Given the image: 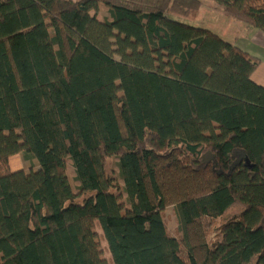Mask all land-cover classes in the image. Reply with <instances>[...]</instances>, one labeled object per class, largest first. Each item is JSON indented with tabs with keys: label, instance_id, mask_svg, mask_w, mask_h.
I'll return each mask as SVG.
<instances>
[{
	"label": "trees",
	"instance_id": "1",
	"mask_svg": "<svg viewBox=\"0 0 264 264\" xmlns=\"http://www.w3.org/2000/svg\"><path fill=\"white\" fill-rule=\"evenodd\" d=\"M215 1L264 32V0ZM200 5L0 0V264H264L260 60Z\"/></svg>",
	"mask_w": 264,
	"mask_h": 264
},
{
	"label": "rangeland",
	"instance_id": "2",
	"mask_svg": "<svg viewBox=\"0 0 264 264\" xmlns=\"http://www.w3.org/2000/svg\"><path fill=\"white\" fill-rule=\"evenodd\" d=\"M92 14L97 15L98 19L102 21L107 19L110 15L106 8H101L98 13L92 12ZM179 19L191 25L209 29L229 42L230 39H235L236 36L238 37V35L243 34L246 31L245 28L248 27L246 23L233 18L222 11L219 4L215 0H201L199 9L191 12L189 16L181 17ZM10 165L12 169L23 168L28 172L31 169L36 170L40 168L36 158L27 159L23 153L11 157ZM108 171L118 174L116 157L108 159ZM68 175L70 176L73 184H75L73 179V167L71 165L68 167ZM82 199L83 198L78 199V201H82ZM241 211V207H234L224 217L214 220L212 226L209 228L210 243L216 239L219 227L229 219L237 217ZM165 220L169 230L173 234H178V221L173 205H170L165 209ZM99 233L103 235V231L101 229H99ZM102 244L106 249L105 254L109 260V264H112L111 254L108 252V244L105 240H103Z\"/></svg>",
	"mask_w": 264,
	"mask_h": 264
},
{
	"label": "crops",
	"instance_id": "3",
	"mask_svg": "<svg viewBox=\"0 0 264 264\" xmlns=\"http://www.w3.org/2000/svg\"><path fill=\"white\" fill-rule=\"evenodd\" d=\"M245 29L246 31L243 34L236 36L235 39H230V42L260 60V65L253 74L252 79L257 84L264 86V32L250 25ZM20 169L23 168L13 170Z\"/></svg>",
	"mask_w": 264,
	"mask_h": 264
}]
</instances>
